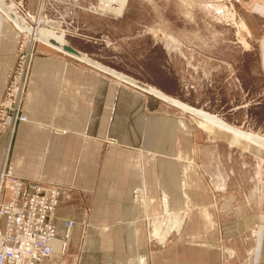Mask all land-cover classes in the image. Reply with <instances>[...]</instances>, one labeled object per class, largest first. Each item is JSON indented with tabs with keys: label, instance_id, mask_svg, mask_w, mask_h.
I'll return each instance as SVG.
<instances>
[{
	"label": "crops",
	"instance_id": "crops-1",
	"mask_svg": "<svg viewBox=\"0 0 264 264\" xmlns=\"http://www.w3.org/2000/svg\"><path fill=\"white\" fill-rule=\"evenodd\" d=\"M231 1L264 63V0ZM20 38L0 13V170L62 191L43 264H264V211L207 180L185 113L42 44L19 90ZM166 208L182 223L160 246L147 224Z\"/></svg>",
	"mask_w": 264,
	"mask_h": 264
},
{
	"label": "rangeland",
	"instance_id": "rangeland-1",
	"mask_svg": "<svg viewBox=\"0 0 264 264\" xmlns=\"http://www.w3.org/2000/svg\"><path fill=\"white\" fill-rule=\"evenodd\" d=\"M2 2L8 9L4 8L5 13L0 8V13L11 22L7 13L14 11L26 28L19 30L11 22L20 34L21 43H28L26 51L20 53L23 78L19 90L31 56L51 52L38 49L37 44L48 45L56 51L55 55L71 59L78 66L113 70L216 116L235 129L264 137V63L258 46L260 41L258 34L245 28L246 23H242L238 8L231 0ZM38 30L60 36L68 47L82 52L103 68L59 51L61 44L50 39L51 36L36 37L34 31ZM105 75L114 77L107 71ZM151 96L153 109L185 113L192 124L202 129L196 161L207 180L214 186V180H225L227 187L242 190L251 206L264 211V149L184 111L170 100ZM173 215L179 217L166 208L163 216L153 218L152 226L147 224L151 242L164 246L168 234L178 231L176 227L172 229ZM69 221L72 222L67 220V225ZM152 228L159 230L158 234L154 231L151 236ZM172 235L165 244L170 243Z\"/></svg>",
	"mask_w": 264,
	"mask_h": 264
},
{
	"label": "built area",
	"instance_id": "built-area-1",
	"mask_svg": "<svg viewBox=\"0 0 264 264\" xmlns=\"http://www.w3.org/2000/svg\"><path fill=\"white\" fill-rule=\"evenodd\" d=\"M59 197L56 186L19 177L10 166L0 170V264H43L52 252Z\"/></svg>",
	"mask_w": 264,
	"mask_h": 264
},
{
	"label": "bare ground",
	"instance_id": "bare-ground-1",
	"mask_svg": "<svg viewBox=\"0 0 264 264\" xmlns=\"http://www.w3.org/2000/svg\"><path fill=\"white\" fill-rule=\"evenodd\" d=\"M4 3L2 2V0H0V8L2 11L5 12V7L3 5ZM8 8L6 7V10ZM9 11V10H8ZM10 12V11H9ZM6 13V12H5ZM7 16L8 18L11 20V22L17 27L19 28V30H24L26 29L25 28V25L23 24L24 21L21 20V18L13 11V13H7ZM28 30H30L28 28ZM35 32V36L36 37H39L40 35L42 36H45L46 38H48V36H51V34L45 32L44 30H38V31H34ZM31 33H32V30H31ZM25 35H29V34H25ZM55 34H52V36L50 37V39L52 40H55V41H58L57 43L61 44V48L58 49L59 51H62L64 53H67V55L71 54L72 56H74L75 58L77 59H80L81 61H84L86 63H89V64H92V65H95L96 67H100V68H103L101 65L95 63L93 60H91L89 57H87L86 55L84 54H81L79 52H77L76 50L72 49L71 47H68L61 39V37H55L54 36ZM58 38V39H57ZM57 39V40H56ZM172 39V38H171ZM173 40V39H172ZM56 43V42H55ZM64 43V44H63ZM56 44H54L55 46ZM58 46V45H57ZM176 47V46H175ZM179 49V48H178ZM29 55V54H28ZM105 71L107 72H110L112 74H114V76H116V78H118L119 80L127 83V84H132L133 86L137 87V88H140L141 90H144L150 94H153V95H156L157 97H161L163 99H167V100H170L172 103H174L175 105L179 106L180 108H182L184 111H188L198 117H201L202 119H204L205 121L207 122H210L211 124H214L215 126L225 130V131H228L232 134L235 135V137L239 138V139H243V140H246L250 143H252L253 145L259 147V148H262L264 149V137H261L259 135H256V134H252V133H246L244 131H241V130H238V129H235L234 127H231L229 125H227L226 123L220 121V119H218L216 116H212L210 114H207L201 110H197L195 108H192L188 105H185L183 104L182 102L178 101V100H175L173 98H169L167 96H165L164 94H162L161 92L151 88L150 86L148 85H145V84H142V83H139L138 81H135L133 79H130L122 74H119L113 70H108V69H105L103 68ZM103 70V71H104ZM14 89H18V86L17 84L15 83L14 86H13ZM170 217V216H169ZM171 218H173L172 220H170V222L173 224L172 226V229L176 227V230L179 229L180 227V224H181V221L179 219V217L177 215H173L171 216ZM72 225V224H71ZM70 226H68V229H70ZM170 226V225H169ZM171 229V230H172ZM155 231V234H158L157 232L159 230H156L154 229ZM153 231V232H154ZM54 236V235H53ZM162 237V236H161ZM161 239V238H160ZM160 241V240H159Z\"/></svg>",
	"mask_w": 264,
	"mask_h": 264
}]
</instances>
